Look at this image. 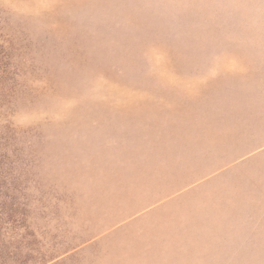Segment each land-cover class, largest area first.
<instances>
[{
  "label": "rangeland",
  "instance_id": "rangeland-1",
  "mask_svg": "<svg viewBox=\"0 0 264 264\" xmlns=\"http://www.w3.org/2000/svg\"><path fill=\"white\" fill-rule=\"evenodd\" d=\"M0 264H264V0H0Z\"/></svg>",
  "mask_w": 264,
  "mask_h": 264
}]
</instances>
